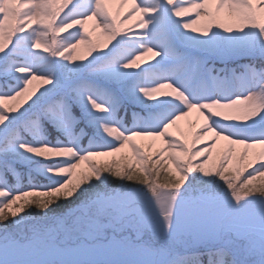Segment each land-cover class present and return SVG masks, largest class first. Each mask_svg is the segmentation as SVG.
I'll use <instances>...</instances> for the list:
<instances>
[{"label": "snow or ice", "instance_id": "6c2138e0", "mask_svg": "<svg viewBox=\"0 0 264 264\" xmlns=\"http://www.w3.org/2000/svg\"><path fill=\"white\" fill-rule=\"evenodd\" d=\"M0 264H264V0H0Z\"/></svg>", "mask_w": 264, "mask_h": 264}, {"label": "rangeland", "instance_id": "374dc122", "mask_svg": "<svg viewBox=\"0 0 264 264\" xmlns=\"http://www.w3.org/2000/svg\"><path fill=\"white\" fill-rule=\"evenodd\" d=\"M109 7L112 8L114 13H116L120 9L121 6L119 5V3H111L109 5ZM128 7H129L128 5H125L124 10L126 11ZM136 19H139V17H137ZM135 24H136V20H130L127 24H124L123 27H125L127 29L129 27L134 26ZM90 25H91V22H90ZM119 155H123V153H121Z\"/></svg>", "mask_w": 264, "mask_h": 264}, {"label": "trees", "instance_id": "16d2710c", "mask_svg": "<svg viewBox=\"0 0 264 264\" xmlns=\"http://www.w3.org/2000/svg\"><path fill=\"white\" fill-rule=\"evenodd\" d=\"M129 21H130V20H128L125 24H127ZM101 38H102V37H101ZM122 114H123V113H122ZM130 116H131V115H130V113H129V115H128V117H129V118H128V121H130ZM164 176H165V173L162 172V179H163Z\"/></svg>", "mask_w": 264, "mask_h": 264}]
</instances>
